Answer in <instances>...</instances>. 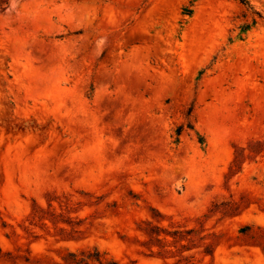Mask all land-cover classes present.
Instances as JSON below:
<instances>
[{
	"label": "rangeland",
	"instance_id": "rangeland-1",
	"mask_svg": "<svg viewBox=\"0 0 264 264\" xmlns=\"http://www.w3.org/2000/svg\"><path fill=\"white\" fill-rule=\"evenodd\" d=\"M247 1L0 0V264H264ZM151 226L193 233L161 256Z\"/></svg>",
	"mask_w": 264,
	"mask_h": 264
},
{
	"label": "trees",
	"instance_id": "trees-1",
	"mask_svg": "<svg viewBox=\"0 0 264 264\" xmlns=\"http://www.w3.org/2000/svg\"><path fill=\"white\" fill-rule=\"evenodd\" d=\"M240 3L243 6L248 7L249 9H253L249 2L247 0H240ZM187 14H191L192 10H186ZM254 15H257L259 18H262L261 14L258 12H253ZM253 24H256V19H253ZM247 27H243L242 32L246 31ZM181 129L178 131V135H180ZM51 207V204H49ZM44 215V210L37 207L34 209L33 212V218H38L40 220L45 219ZM48 217V216H47ZM49 217H54V214ZM51 219L54 223L55 218H49ZM70 224V222H67ZM150 225V224H149ZM193 233V231H168L166 229H163L162 227L159 226H151L150 230L147 231V235L149 237V243L154 246L156 245L161 249V251L158 253V255L163 256L164 254H169L170 252L167 251L165 248L170 246L166 245L167 244V237H172L173 239V244L178 245L180 244L181 241L183 240H189L188 237ZM190 241V240H189ZM183 249L185 250H190L191 248H187V246H182ZM205 253H209L207 250ZM190 257H187L185 260L188 263ZM68 264H117L115 262H107L105 255L101 253L98 249H93V250H88V251H82L79 255L77 254H70L69 258L66 260Z\"/></svg>",
	"mask_w": 264,
	"mask_h": 264
}]
</instances>
